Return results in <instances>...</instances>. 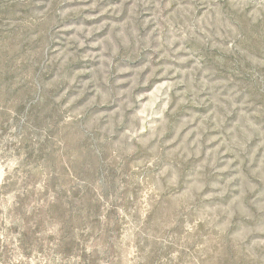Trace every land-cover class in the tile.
<instances>
[{"label":"rangeland","instance_id":"1","mask_svg":"<svg viewBox=\"0 0 264 264\" xmlns=\"http://www.w3.org/2000/svg\"><path fill=\"white\" fill-rule=\"evenodd\" d=\"M0 264H264V0H0Z\"/></svg>","mask_w":264,"mask_h":264}]
</instances>
